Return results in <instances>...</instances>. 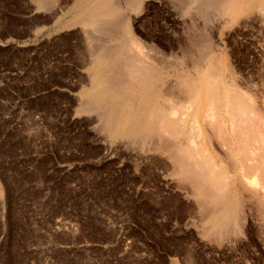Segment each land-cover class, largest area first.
Masks as SVG:
<instances>
[{
  "label": "rangeland",
  "instance_id": "rangeland-1",
  "mask_svg": "<svg viewBox=\"0 0 264 264\" xmlns=\"http://www.w3.org/2000/svg\"><path fill=\"white\" fill-rule=\"evenodd\" d=\"M192 1L115 0L126 27L119 30L120 19L107 10V24L93 31L99 3L43 0L46 5L40 7L34 0H0V264H264L259 202L246 197L240 203L245 235L217 241L204 231L211 225L206 216L211 218L220 206L208 203L182 177L164 149L166 139L146 137L139 130L110 136L98 116L105 109L82 111L92 72L85 31L99 33L95 43L102 39L111 49L128 37L130 25L136 47L145 49L140 55H148L146 64L158 65L154 88L162 105L190 94L182 76L194 73L208 40L224 46L221 53L241 67L244 85L250 81L246 87L253 85L263 95L262 21L250 13L219 32L215 21L205 28L197 16L204 0ZM178 114L160 125L169 130L167 139L184 136L188 128L179 123ZM224 133L215 143L225 152L235 145ZM237 135L240 160L246 162L250 152L242 134ZM178 155L196 161L182 149Z\"/></svg>",
  "mask_w": 264,
  "mask_h": 264
},
{
  "label": "bare ground",
  "instance_id": "bare-ground-1",
  "mask_svg": "<svg viewBox=\"0 0 264 264\" xmlns=\"http://www.w3.org/2000/svg\"><path fill=\"white\" fill-rule=\"evenodd\" d=\"M34 1L40 7L42 4H45L43 0H34ZM82 1L99 3L97 7L99 9L100 15L98 14L99 16L95 17V19L91 22V24L94 26L93 31L101 29L102 26H103L102 28L105 27V24H107L105 23V20L106 18H109V17H105L106 14H104V12L106 13L107 10H109L110 15L112 12L113 16L118 17V19H120L121 15H123L122 14L123 12L121 13V11H123L121 10L122 6L119 3L114 2L115 0L114 1L113 0H98V1L82 0ZM189 1L190 0H187V4ZM198 1L199 0H197V2ZM194 2H196V0L192 1L190 4ZM137 3H138L137 6H139V2ZM42 7H44V5ZM135 9L136 8H134V10ZM196 13L197 16H201L202 18L201 20L203 21L202 23H204L203 25L205 26V28H210V25L212 24L211 22L215 21L218 25L219 32L225 26L227 27V25L234 24L235 22L240 20V17L249 15L250 13L251 14L254 13L255 19L262 21L261 23L264 24V0H204L202 1V8H200ZM195 18H193V20ZM121 21L122 20L120 19L117 26V28L119 27V30H121L122 25H123L122 29L126 27V23L123 24V22ZM207 31H208L207 38L212 37V32L210 35L208 29ZM85 32L87 37L86 39H88L90 44L89 50L91 51L90 55L92 57L91 60L90 59L89 60H90L92 72L90 73L91 83L89 84L87 91L84 92L86 99L84 105L82 106V111L97 112L98 109L101 108L105 109V114H100L101 112L98 111L99 112L98 116L102 118V120L105 122V123L103 122L104 130L110 136H116L120 131H123L126 134H130L139 130L140 132H142L143 136L147 137L149 135L154 134L153 136L155 137L156 134V137L159 140L163 141V139H166L167 143L165 144L167 145H165L164 149L168 153V156L175 162V164H177L178 166L177 169L179 173H181L182 177L188 180L190 183H193L197 193L203 198H205V200L208 203H212L218 207L220 206L219 210L211 212L212 216L211 218L209 217L210 219L206 216L207 220H211L210 221L211 223H209L211 225L208 227V230L204 232L207 233V235L212 234V236H214L217 239V241L218 239H223V238L227 239L229 238V236H231V238H229L231 240L234 237V235L235 236L238 235L237 237L239 238L241 234L245 233L243 227L244 225L242 224L243 223L242 218L243 217L246 218L245 217L246 215L243 216V214L240 213L241 209L239 208L240 203L244 201L243 199L248 197L250 201L253 200L256 201L257 203L259 202L260 206H257V208L259 207V210L261 208V211L263 212L264 215V132L262 133L264 129L263 130L261 129L264 128V94L263 95L261 94L263 93L261 92L262 90L259 91L256 88L259 92H261L258 93L256 89L253 88V85L246 87V85L250 84V81H248L249 82L248 84L246 83L244 85L243 83L244 77L241 74V67L235 66L234 62L232 63L229 61V58L226 54L221 53L224 46L220 45L219 43L216 44L213 37L211 39H213L215 44H212L213 43L212 41H211L212 43L210 42L211 44L208 43L210 41L208 39L206 43L204 41L205 46L203 51L200 49L202 53L200 54L198 61L195 63L196 66L193 64L192 61V64L195 66L194 73L187 74L184 76H182L181 74L182 78L186 80V82L184 80L183 82H185L188 88L190 89V94L189 95L186 94L187 97L186 98L184 97L185 99H180V101L171 102V104L168 105H162L163 103L161 104L159 102L160 99L158 100L155 96V88H154V86L157 87V85H155L156 83L155 81L157 76L159 75L158 71H156V66L158 65L155 66L154 63L146 64L145 58L147 59L148 55L146 52H142L143 55L142 56L140 55V52L145 49L142 48L141 50L140 48L138 49L136 47L137 43L135 42V37L133 35V28L131 27V25L126 29L128 37L123 39L124 42L121 45L116 44L115 46L113 45L114 42L113 43L111 42L112 45L114 46L111 49H109L111 45L109 48H107V46L105 47L101 43L102 39L100 40L101 42L99 41L98 43H95V41H98L97 35L99 33H92V31L87 32V30ZM204 33H206V29ZM205 36L204 38H206ZM110 38H113L112 35ZM115 41L117 42L118 39ZM130 51L133 52L135 51L133 54L135 56V59H132L133 55L129 53ZM152 51L154 52V50ZM150 56L153 57L151 54ZM188 58L190 57H187V59ZM159 60L160 59H158V61L156 60L157 61L156 64L159 63ZM261 67L263 68L262 65ZM164 71L165 70H163V72ZM248 75L250 76V74ZM171 91L169 92L170 95H171ZM91 114H95V113H91ZM177 114L178 117H180L179 118L180 122L179 120L178 122L182 123L185 127H188L186 128L184 133L181 131L184 134V136L185 135L188 136V137L185 136L187 137V139L184 138V136L181 134H180L181 136H178L179 139L178 137L176 138L174 137L173 139H169L170 138L169 137L167 139L166 137L168 135L167 133H169L168 132L169 130L168 131L166 129L162 130L164 126L160 127V125L163 124L162 121L165 117H169L170 119L171 118L173 119ZM172 121L174 122V120ZM178 122H176V124ZM166 123L168 124V121ZM171 124L172 123L170 121V125ZM176 124H175V128L177 130L179 128L176 127ZM163 125H165V122ZM167 128L170 129L169 124ZM180 128L182 129L181 125ZM222 132L227 133V135L225 136L229 135L230 136L229 138H231L230 140H232L231 142H233V144L235 145V146L233 145L234 147L228 146L227 151L225 148V152L220 150L218 145L215 143L216 141L215 137H218V135H220V133ZM238 133L240 135L242 134L243 138H241V136L240 138L245 144L243 146H245L248 152H250L249 153L250 156L246 162L240 160V152H239L240 149L237 147V145L239 144H236L237 142H235L236 139L235 137L237 136L238 138L237 135ZM185 139L186 141L184 143ZM182 143L184 145H182ZM221 144L224 145V143ZM155 148L157 149V147ZM245 148L243 147V149ZM180 149H182V151L184 150L186 154L188 156H191L193 159L196 158V161L193 160L187 161L184 157L178 155V150ZM198 159L199 162L197 164ZM198 165L200 166V170L196 168V166ZM198 178H201V180L204 179V181L203 182L199 181L198 183L197 181ZM184 185H186V183ZM212 187H214V189H212ZM198 198L200 197L198 196ZM245 202H243L244 205ZM254 203L253 205L252 203L249 204L254 206ZM247 207L248 209H250L249 205L246 206V208ZM243 209L245 208L243 207ZM213 210H215V208ZM261 211L259 212L260 215H261ZM262 220L264 221V216ZM204 225L206 226L208 224H204ZM215 241L216 240L214 239V242ZM190 262L194 263L192 261Z\"/></svg>",
  "mask_w": 264,
  "mask_h": 264
}]
</instances>
